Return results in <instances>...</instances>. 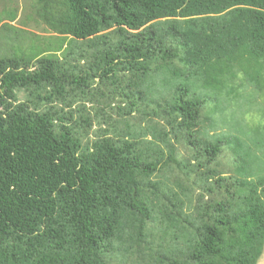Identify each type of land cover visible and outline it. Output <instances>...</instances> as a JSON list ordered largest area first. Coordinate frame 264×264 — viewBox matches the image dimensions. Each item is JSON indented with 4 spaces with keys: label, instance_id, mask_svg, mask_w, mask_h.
Listing matches in <instances>:
<instances>
[{
    "label": "trees",
    "instance_id": "trees-1",
    "mask_svg": "<svg viewBox=\"0 0 264 264\" xmlns=\"http://www.w3.org/2000/svg\"><path fill=\"white\" fill-rule=\"evenodd\" d=\"M35 14L56 39L0 54V264H256L264 133L236 113L263 95L264 0H35ZM94 81L122 127L87 139L73 107Z\"/></svg>",
    "mask_w": 264,
    "mask_h": 264
},
{
    "label": "rangeland",
    "instance_id": "rangeland-1",
    "mask_svg": "<svg viewBox=\"0 0 264 264\" xmlns=\"http://www.w3.org/2000/svg\"><path fill=\"white\" fill-rule=\"evenodd\" d=\"M8 23L10 25L9 29H2V24ZM58 32L49 28L43 21H41L35 14V0H0V54H7L11 52V49L20 46L22 50L29 51V46L37 45L43 47L46 45L47 38L52 37L56 39ZM94 88H98L96 95L90 98H84V100L78 101L74 104V116L77 118L79 112L75 110L80 108V113L82 116H89L91 121V127L87 129V139L94 136V133L97 129L106 128V131L112 133L111 123H119L117 125H122V122H116L118 119H121L115 113L113 109L119 102V98H113L112 93L108 91L111 88V84L103 85L97 81H94ZM102 91V95H100ZM17 96L19 100H25L26 94L21 89L17 91ZM250 99V98H249ZM113 101V102H112ZM244 107L240 112L236 113V119L241 125L244 126L245 130L255 128L254 139L262 137L264 133V112L263 109H259L264 104V90L263 95H256V98L250 102L242 101ZM231 102V107L233 106ZM245 105H249L245 109ZM84 106V110H81V107ZM121 106H123L121 102ZM134 112L131 115H126L125 118L129 119L131 122H136V125L143 126L145 123L149 122L146 117L143 118H132ZM229 109L225 110L222 116H225V120L220 123L222 129L226 130L230 127L231 117ZM153 119H158L154 117ZM235 119V120H236ZM163 122V120L161 121ZM164 123V122H163ZM204 126H207L206 123H203ZM229 125V126H228ZM122 127V126H121ZM118 129V128H117ZM219 131V130H218ZM118 132V131H117ZM262 136H261V135ZM260 142L257 146L252 147V151L257 155H261L260 150L264 149V142ZM178 156L187 155L189 157V148L187 145L176 143ZM252 153V152H251ZM264 159V154L260 156ZM233 153L230 149L227 148L225 144H222L221 151L217 155L218 167L223 168L227 171H230L233 164ZM173 166V165H171ZM165 176L169 178V181L177 180L183 181V172L176 168L172 167L165 172ZM261 264V263H260Z\"/></svg>",
    "mask_w": 264,
    "mask_h": 264
},
{
    "label": "crops",
    "instance_id": "crops-1",
    "mask_svg": "<svg viewBox=\"0 0 264 264\" xmlns=\"http://www.w3.org/2000/svg\"><path fill=\"white\" fill-rule=\"evenodd\" d=\"M260 263H261V264H264V246H263L262 253H261L260 257L258 258L256 264H260Z\"/></svg>",
    "mask_w": 264,
    "mask_h": 264
}]
</instances>
